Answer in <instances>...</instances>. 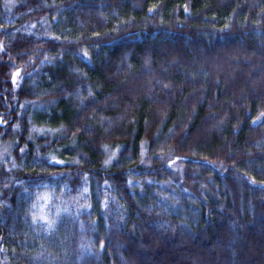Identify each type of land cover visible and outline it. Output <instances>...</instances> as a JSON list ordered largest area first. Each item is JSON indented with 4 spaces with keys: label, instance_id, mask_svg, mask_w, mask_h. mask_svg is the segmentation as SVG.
Here are the masks:
<instances>
[{
    "label": "trees",
    "instance_id": "obj_1",
    "mask_svg": "<svg viewBox=\"0 0 264 264\" xmlns=\"http://www.w3.org/2000/svg\"><path fill=\"white\" fill-rule=\"evenodd\" d=\"M4 1L0 264H264V0Z\"/></svg>",
    "mask_w": 264,
    "mask_h": 264
},
{
    "label": "rangeland",
    "instance_id": "obj_2",
    "mask_svg": "<svg viewBox=\"0 0 264 264\" xmlns=\"http://www.w3.org/2000/svg\"><path fill=\"white\" fill-rule=\"evenodd\" d=\"M17 4L16 0H5L4 8L7 11H11L13 7ZM18 72H16L15 80L19 81V77L17 76ZM34 107L36 105H33ZM35 133H42L40 129L31 128L29 137L33 131ZM46 131V130H45ZM45 133H49L47 130ZM52 133V132H51ZM13 149L14 143L10 141H5L0 143V162L6 164L8 167L12 165V157H13ZM104 151L106 154L105 163L109 164L112 160L117 156L119 152V148L115 147L111 150L109 148L104 147ZM142 159L146 157V149H142ZM162 157V156H161ZM58 162L62 161L57 159ZM144 161L147 165H149L148 161ZM167 165L176 171H181L182 163L178 157L169 156L167 158ZM63 190H59L54 188L53 186H49L46 188H41L39 190L34 191V199L31 203V215L32 220L37 225L45 226L48 230H51L55 227L56 222L58 221L59 214L62 212H76L79 209L88 208L89 203L87 202V197H85L84 193L80 195H67L62 192ZM264 253V252H263ZM264 257V256H263ZM254 261V260H253Z\"/></svg>",
    "mask_w": 264,
    "mask_h": 264
}]
</instances>
